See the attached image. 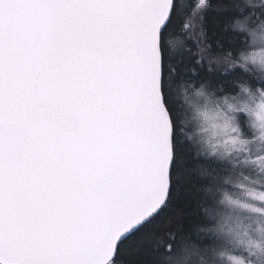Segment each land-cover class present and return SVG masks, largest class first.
<instances>
[{"label":"snow or ice","instance_id":"snow-or-ice-1","mask_svg":"<svg viewBox=\"0 0 264 264\" xmlns=\"http://www.w3.org/2000/svg\"><path fill=\"white\" fill-rule=\"evenodd\" d=\"M0 264H264V0H0Z\"/></svg>","mask_w":264,"mask_h":264}]
</instances>
